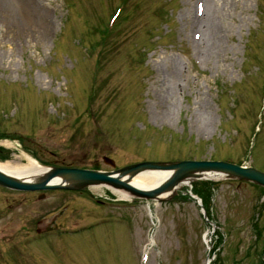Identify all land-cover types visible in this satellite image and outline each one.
Wrapping results in <instances>:
<instances>
[{
  "label": "rangeland",
  "instance_id": "rangeland-1",
  "mask_svg": "<svg viewBox=\"0 0 264 264\" xmlns=\"http://www.w3.org/2000/svg\"><path fill=\"white\" fill-rule=\"evenodd\" d=\"M197 1L204 4L39 0L51 21L40 34L2 29L0 155L7 156L0 163L25 164L28 155L41 165L110 170L102 157L115 168L215 159L264 171V0H211L220 45L205 60L189 45L201 28L184 17L187 8L195 15ZM121 3L116 29L104 37ZM164 74L176 83L173 105ZM90 192L94 199L26 194L23 211H10L1 196L0 264H139L144 246L147 264H206L213 232L193 202ZM211 197L226 235L218 264H264V189L222 181ZM53 217L51 232L37 235V223Z\"/></svg>",
  "mask_w": 264,
  "mask_h": 264
},
{
  "label": "water",
  "instance_id": "water-1",
  "mask_svg": "<svg viewBox=\"0 0 264 264\" xmlns=\"http://www.w3.org/2000/svg\"><path fill=\"white\" fill-rule=\"evenodd\" d=\"M103 161L114 167L112 160L104 157ZM144 171L166 172L168 175L152 189H137L128 184L127 178ZM205 178L245 180L264 187V173L223 161L140 162L109 172L48 166L30 178L0 170V185L14 190H81L89 186L105 185L133 198L158 201L171 199L185 182Z\"/></svg>",
  "mask_w": 264,
  "mask_h": 264
},
{
  "label": "bare ground",
  "instance_id": "bare-ground-1",
  "mask_svg": "<svg viewBox=\"0 0 264 264\" xmlns=\"http://www.w3.org/2000/svg\"><path fill=\"white\" fill-rule=\"evenodd\" d=\"M203 2V13L200 18H197V15H193L189 8L186 9L184 17L187 20V24L194 20L196 23L194 24L193 22L192 27H197L198 24L201 28V40L197 42V38H193L189 42V45L194 44L195 48L191 46L193 53L198 54V56H201L205 60L207 57L211 59L218 54L221 29H219L217 24L219 20L217 13L212 10L213 3L211 0H203ZM196 3L194 5V14H196ZM47 16L39 0H0V31L5 29V32L8 31L9 34L16 35L18 32L25 34L27 31L32 32L34 30L40 34V28L51 23ZM195 33L197 32H194L192 37ZM201 41H204L205 45ZM198 47L203 48L199 49ZM160 82L163 86H167L166 100L169 103L168 105L175 104V102L170 101L171 98H174L175 82L171 83L169 75L167 74L161 77ZM154 122H156L155 119ZM25 158L27 160L25 164L4 162L0 163V169L17 176H29V178L43 169L35 159L29 158L28 156ZM165 177V172L146 171L134 177L127 178V182L133 187L146 189L156 186ZM116 193L123 199L128 196L122 191H117Z\"/></svg>",
  "mask_w": 264,
  "mask_h": 264
},
{
  "label": "flooded vegetation",
  "instance_id": "flooded-vegetation-1",
  "mask_svg": "<svg viewBox=\"0 0 264 264\" xmlns=\"http://www.w3.org/2000/svg\"><path fill=\"white\" fill-rule=\"evenodd\" d=\"M48 193H50V192L25 193V192H19V191L6 189V188L0 186V197L1 196L4 197V200L7 203L6 206H7L8 209H9V206H11V210L10 211H23L22 206L24 205V202H25L24 196L26 194L31 195L32 198L36 197L38 199V197L39 196L41 197L42 195L45 198V195L48 194ZM9 197H12V198L9 200ZM9 201L11 203H9ZM0 211H4V210H2L0 208ZM54 221L55 220H53L52 223H54ZM51 230H50V232H51Z\"/></svg>",
  "mask_w": 264,
  "mask_h": 264
},
{
  "label": "trees",
  "instance_id": "trees-1",
  "mask_svg": "<svg viewBox=\"0 0 264 264\" xmlns=\"http://www.w3.org/2000/svg\"><path fill=\"white\" fill-rule=\"evenodd\" d=\"M208 185V184H207ZM197 192H199L200 193V191H197Z\"/></svg>",
  "mask_w": 264,
  "mask_h": 264
}]
</instances>
